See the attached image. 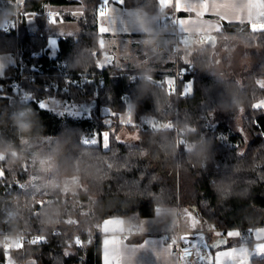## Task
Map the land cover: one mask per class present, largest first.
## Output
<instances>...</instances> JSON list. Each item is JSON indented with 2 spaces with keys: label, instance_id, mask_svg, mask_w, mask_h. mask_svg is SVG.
I'll return each mask as SVG.
<instances>
[{
  "label": "trees",
  "instance_id": "1",
  "mask_svg": "<svg viewBox=\"0 0 264 264\" xmlns=\"http://www.w3.org/2000/svg\"><path fill=\"white\" fill-rule=\"evenodd\" d=\"M8 1L0 0V6L13 11ZM20 2L19 27H3L6 15L0 8V54L17 58L0 78V235L24 231L45 239L12 251L18 262L103 264L101 223L133 214L150 218L158 207H188L204 225L215 224L223 234L264 225V108L254 107L264 98V31L220 20L215 44L205 41L188 63L174 60L160 73H127L105 67L101 0ZM123 5L162 14L159 0H123ZM57 7L76 8L56 15L59 20L66 15L79 31L61 36L53 57L48 32L55 14L51 9ZM32 16L35 28L27 30ZM229 40L239 42L243 57L253 62L239 80L211 74L216 53ZM261 56L262 65L257 62ZM182 69L188 71L176 78ZM134 74L142 78L132 81ZM167 74L178 85L174 93L165 83ZM16 80L29 90L30 100L12 89ZM186 82L192 91L183 95ZM52 97L90 105L92 115L74 118L41 107ZM129 102L136 123L152 120L140 123L139 138L131 143L118 137L121 129L134 128L119 119ZM103 107L113 113L110 123L100 115ZM241 109L242 127L236 131L229 122ZM102 131H109L107 146L83 143L84 137ZM31 138L53 139L45 150L48 168L40 175L78 177L82 186L75 193L58 191L47 200L33 192L27 181L34 165L24 154L25 139ZM243 243L238 239L234 245ZM4 252L0 249V264ZM252 264H264V257Z\"/></svg>",
  "mask_w": 264,
  "mask_h": 264
},
{
  "label": "crops",
  "instance_id": "2",
  "mask_svg": "<svg viewBox=\"0 0 264 264\" xmlns=\"http://www.w3.org/2000/svg\"><path fill=\"white\" fill-rule=\"evenodd\" d=\"M159 1L162 14L146 12L144 23L150 29V32L146 33L142 31L137 22L134 9L126 8L123 0L122 2L109 0L106 8L112 11L101 18L99 25V33L105 44V46L103 44L105 67L126 71L127 64L129 66L134 64L130 63L129 59H134L137 65L138 60L140 65L143 62L149 63L150 61H145V59L151 58L150 53L152 52L156 58L154 63L146 70L139 69L135 72H165L168 63L174 62L176 58L188 63L193 51L202 48L209 37L215 38V34L221 31L220 20L239 22L255 31L250 27L249 22L255 25L256 20L264 16V0H179L181 9L179 11L176 7L177 0ZM204 3H207V8L201 6ZM188 5H193L192 11H188ZM0 8L4 11V15L12 12L4 3ZM51 10L58 13L61 11L59 8ZM5 18L2 22L3 27L8 26ZM53 18L56 23L59 22L56 14H53L51 20ZM181 19L183 20L180 22L183 25L182 28L177 23V20ZM170 20H173V24L169 23ZM101 26L108 28V31L101 33ZM178 32L195 34L198 39L191 42H177ZM63 35L65 34L59 32L58 40ZM192 42L195 45L192 46ZM57 47L58 43L54 54L52 52L53 57L56 56ZM127 49L130 51L125 52ZM173 51H176L175 59ZM122 55L125 56L121 57ZM165 78L174 81L172 75L167 74ZM181 214L184 216L182 220L180 219ZM179 223L183 232L182 240L187 237L191 241L198 235L204 237L203 242L197 241L200 251L192 248L186 261L180 259L183 252L178 256L171 253L177 238L175 236L170 238L168 235L177 229ZM210 226L204 225L191 209L180 206L158 207L155 215L150 218H141L137 214L107 218L99 227L102 234V262L105 264L107 258L108 264H117V260L120 264H207L206 261L200 260V255L210 252L212 262L216 264L215 256L218 252H230L233 249L237 250L236 255L233 258H222L224 264H240L241 249H247L250 253V259L245 261V264H252L254 259L263 258L256 254V248L258 245L264 246V232H261L264 225L252 229L250 238L244 237L243 232L238 229L217 235L207 231ZM229 232H238L240 235L229 237L227 235ZM257 233L260 235L257 236ZM127 234L128 238L125 237ZM238 239H244L246 243L234 245ZM221 241H226V243H220L219 247L204 248L205 243L214 246ZM229 244L232 246H228Z\"/></svg>",
  "mask_w": 264,
  "mask_h": 264
},
{
  "label": "rangeland",
  "instance_id": "3",
  "mask_svg": "<svg viewBox=\"0 0 264 264\" xmlns=\"http://www.w3.org/2000/svg\"><path fill=\"white\" fill-rule=\"evenodd\" d=\"M19 3V11L21 8V2L18 0ZM102 6V0L99 4L98 10ZM59 9L65 10L67 12H72L76 10L74 7H57ZM11 13V12H9ZM55 14H58L57 11H55ZM7 15V14H6ZM17 19V18H16ZM33 19V16L29 18L28 22L31 23V25L28 26L27 30H33L35 28V22ZM19 21V18L17 19ZM15 20V21H17ZM61 20V21H60ZM60 23H54L49 24V48L53 52L55 51V48L58 43V37L57 34L63 33V34H73L79 31L78 24L76 22L70 21L66 18V15L61 17ZM17 21V22H18ZM16 23V22H15ZM104 42L101 41V46L103 48ZM192 46L195 45V43H191ZM105 46V44H104ZM103 50V49H102ZM130 51L127 49L125 52ZM132 51V49H131ZM174 52V59H175V52ZM125 55H128V53H124ZM192 54V53H191ZM244 49L240 45L239 42L236 40H229L228 44L223 45L219 51L216 53L215 58L216 62L214 63L213 67L211 68V74L220 76L223 78H236L240 79L242 72L246 68H252L253 62L251 59H247L243 57ZM122 55L121 57L125 56ZM151 58L145 59V61H150L149 63L143 62L140 65V62L138 60V65L135 63L136 61L134 59L128 60L130 63H134L132 65H128L126 72H135L139 69H148L151 64L154 63L156 58H154L153 53H150ZM177 56V55H176ZM223 57H226V60H223ZM17 58L9 53L0 54V65H2V74H0V78H2L5 74V70L8 66L11 64H14L16 62ZM175 61H178L176 58ZM258 64H263V58L262 56L258 59ZM134 65V66H133ZM126 68V65H123ZM165 81H172L171 79H166ZM260 84L264 85V79L260 80ZM264 87V86H263ZM185 95V94H183ZM261 102H264V98L259 100L256 104H259ZM255 104V105H256ZM43 108L49 110L50 112L57 114V115H69L74 118H90L92 115V108L90 105H84L77 102H70L67 100H62L59 98H49L45 100L43 103ZM263 109V108H262ZM100 115L104 116V121L107 123L111 122V117L113 113L108 108H101L99 109ZM135 106L132 102L128 103V107L125 113L120 115V121L124 123V125H134L133 131H129V129L123 128L119 131L118 137L121 141L124 142H135L139 138V130L141 127V122H144L145 124H151L152 120L144 118L140 123H136L135 120ZM242 114L243 111L239 112V114L229 122V124L236 130L240 131L242 127ZM168 124H163L162 127L166 128L168 127ZM114 130V128H113ZM116 130V129H115ZM107 132L109 134V131H102V132H96L92 135H88L83 138V143L85 140L91 139L98 133H104ZM247 135V134H246ZM248 136V135H247ZM53 139L46 138L38 140L36 138L31 139H25V145H24V154L28 157V160L31 165H34V168L32 169V173L28 177L27 184L33 189V192L37 193V195H43L46 197L47 200H49L51 197H56V193L60 191L62 194L66 193H75L82 185L80 183V179L78 177H63L59 178L57 176L49 177L47 179H44L42 175H40V172L47 169L48 166V155L45 154L46 148H49L53 145ZM103 143L102 139L97 143ZM85 144V143H84ZM96 144V145H97ZM87 145V144H86ZM38 171V173L34 172ZM40 203L43 202L41 199L39 201ZM188 208V207H187ZM189 209V208H188ZM11 214V215H10ZM9 216H15V213L13 211H8ZM244 236V235H243ZM245 237V236H244ZM21 247V243L19 240L15 238H11L9 236L0 235V249H2L5 254V262L4 264H36L35 260L29 259L25 263H20L16 259V257L13 255L12 251H15Z\"/></svg>",
  "mask_w": 264,
  "mask_h": 264
},
{
  "label": "snow or ice",
  "instance_id": "4",
  "mask_svg": "<svg viewBox=\"0 0 264 264\" xmlns=\"http://www.w3.org/2000/svg\"><path fill=\"white\" fill-rule=\"evenodd\" d=\"M120 2H122V0H120ZM103 6L100 7L99 12H98V17L99 18H104L106 15L109 14L110 11H112L111 9H107L106 6L109 4V0H102ZM204 8H207L208 5L207 3H204L201 5ZM177 10H181L180 9V4H179V0H177ZM193 10V5H188V11H192ZM25 15H28L27 13ZM183 20H177V23L180 24L181 28L183 27L182 22ZM55 18L52 19V23H55ZM109 23H112V21H109ZM250 23V27L254 28L255 31H264V16L259 17L256 22L255 25L252 24V22ZM12 27H15V25H12ZM108 31V28L101 26L100 27V32H106ZM99 66V65H98ZM2 65H0V74H2ZM188 71V69H182L181 70V75H184L186 72ZM71 83V82H70ZM165 83H167L169 85V90L170 93H174V87H173V81H166ZM264 86V85H261ZM192 91V83L191 82H186L185 84V88L182 94H189ZM41 107H43V105H41ZM255 108L257 109H261L264 108V102H261L259 104L254 105ZM102 139L103 141V146H107V144L109 143V134L107 132L104 133H98L96 134L94 137H92L91 139L85 140L84 143L87 145H96L100 140ZM0 176H2V173H0ZM261 232H264V229L261 230ZM217 235H221L220 233H216ZM227 235L229 237H235V236H239L240 233L238 232H229L227 233ZM257 236L260 235V233L256 234ZM45 238H37L36 241H34L33 243H38V242H43ZM184 243L186 245H190V247H187L185 249L182 250L183 255L180 257L181 260L186 261L188 256L191 254V250L192 248H195L198 252L200 251L197 241L203 242L204 241V237L202 235H198L194 240H189L187 237L183 238ZM76 243L78 245H81V241L77 238L76 239ZM220 243H226V241H221L219 242L217 245L214 246H209L206 243L204 244V248L208 249L210 247H219ZM237 250L233 249L232 251H221L218 252L215 256V261L216 264H224V261L222 258H233L236 255ZM256 254L264 257V246L258 245L256 248ZM67 255V253L65 254ZM250 259V253L248 252L247 249H241L240 250V264H245V261ZM200 260L201 261H206L207 264H213L212 262V256L210 252H206L205 254L200 255ZM105 264H108L107 258L105 260ZM117 264H120V261L117 260Z\"/></svg>",
  "mask_w": 264,
  "mask_h": 264
},
{
  "label": "built area",
  "instance_id": "5",
  "mask_svg": "<svg viewBox=\"0 0 264 264\" xmlns=\"http://www.w3.org/2000/svg\"><path fill=\"white\" fill-rule=\"evenodd\" d=\"M8 4L9 5H12L14 7V10L11 12V13H8L6 15V21L9 25H12L14 24L15 22L17 23V19L19 18V3H18V0H9L8 1ZM17 18V19H16ZM17 20V21H15ZM170 24H173V20H170L169 21ZM198 39L197 35L195 34H184V33H181V32H178L176 34V41L177 42H182V41H196ZM181 75V72L180 71H177L175 73V77L176 78H179ZM142 78V76H138V75H132L131 76V79L132 81H136L137 79H140ZM81 83L83 84L84 83V80L81 81ZM178 86V85H175L173 86L174 88ZM12 89L14 91H16L25 101H28L31 99V93L29 92V90L27 88H24L20 81L19 80H16L14 82H12V85H11ZM181 136H184L183 133L180 134ZM11 215V214H10ZM180 219H184V216L181 214L180 215ZM208 232H213V233H223V230L219 227H217L215 224H211L210 228L207 229ZM54 234H57V231L54 232ZM244 236L246 238H250L251 237V229H246L244 232H243ZM183 235V232L181 231V226H180V223L178 224L177 226V229L172 232L171 234H169L168 236L170 238L172 237H176L177 238V241L176 243L173 244V249L171 251V253L173 255H176L178 256L179 254L182 253V250L187 248V247H190V245H186L184 243V241L181 239V236ZM11 238H15L17 240H19V242L21 243V245L25 244V243H28V242H34L37 240V238H44V235H31V234H28L24 231H21L19 232L18 234L16 235H11L9 236ZM126 238L129 237V235H125Z\"/></svg>",
  "mask_w": 264,
  "mask_h": 264
},
{
  "label": "clouds",
  "instance_id": "6",
  "mask_svg": "<svg viewBox=\"0 0 264 264\" xmlns=\"http://www.w3.org/2000/svg\"><path fill=\"white\" fill-rule=\"evenodd\" d=\"M135 13H136V20L140 24L142 31H144L146 33L150 32V29L144 23V20H145L147 13L143 9H136Z\"/></svg>",
  "mask_w": 264,
  "mask_h": 264
},
{
  "label": "water",
  "instance_id": "7",
  "mask_svg": "<svg viewBox=\"0 0 264 264\" xmlns=\"http://www.w3.org/2000/svg\"><path fill=\"white\" fill-rule=\"evenodd\" d=\"M206 43H207V44H212V45H214V44H215V40H214V38L211 36V37H209V38L207 39Z\"/></svg>",
  "mask_w": 264,
  "mask_h": 264
}]
</instances>
